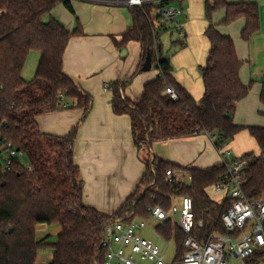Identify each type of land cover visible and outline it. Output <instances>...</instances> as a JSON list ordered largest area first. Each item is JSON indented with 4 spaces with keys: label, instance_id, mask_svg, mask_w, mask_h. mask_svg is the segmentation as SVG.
Returning <instances> with one entry per match:
<instances>
[{
    "label": "trees",
    "instance_id": "1",
    "mask_svg": "<svg viewBox=\"0 0 264 264\" xmlns=\"http://www.w3.org/2000/svg\"><path fill=\"white\" fill-rule=\"evenodd\" d=\"M174 1L148 2L130 8L131 25L120 41L115 42L123 47L131 40L138 41L141 55L136 72L142 71L148 51L152 67H157L159 72L144 85L136 101L123 95V87L129 80L111 83L112 111L129 116L137 147L201 132L216 133L220 142H229L246 129L256 140L259 153L241 155L248 160L243 171V191L247 198L255 199L264 191V126L234 123L236 105L248 94L249 85L240 79L241 61L233 40L216 29L212 15L225 8L224 23L244 17L241 37L248 40L260 27L258 5L204 0L208 22L204 34L210 47L201 69L203 95L196 101L172 77L170 58L162 51L160 35L174 27L171 22L160 20L159 10ZM58 3L73 11L70 0H0V139L21 149L32 168L28 171L18 159L6 171L0 166V264H36L38 251L43 246L53 251L48 264H99L100 242L108 223L128 221L134 216L148 218V205L168 209L174 197L183 195L191 197L195 220L202 221L197 231L199 237L212 230L224 233L221 215L228 207V199L218 202L207 192L225 171L222 163L201 169L149 156L136 191L119 209L105 213L83 202L82 180L73 158V145L93 99L63 71L67 44L72 36H79L83 31L80 24L69 30L54 17L45 19ZM175 43L180 44V41H173ZM31 51H38L39 59L34 77L25 80L22 71ZM167 85L176 90L178 100L164 94ZM259 98L264 105V72ZM68 101L83 110L77 124L63 136L41 132L37 117L66 107ZM168 169L188 170L191 182L168 184L164 179ZM39 224L58 227L54 242L48 241L49 235L37 238ZM156 231L165 240H174L173 260L182 259L184 235L180 229L167 220L156 226Z\"/></svg>",
    "mask_w": 264,
    "mask_h": 264
},
{
    "label": "crops",
    "instance_id": "2",
    "mask_svg": "<svg viewBox=\"0 0 264 264\" xmlns=\"http://www.w3.org/2000/svg\"><path fill=\"white\" fill-rule=\"evenodd\" d=\"M225 1L255 2L259 8V30L248 40L241 37L244 17L224 23L226 10L220 8L213 13L212 21L221 34L233 40L241 61L240 79L243 84L249 85L248 94L236 105L234 123L263 127L264 105L259 94L264 72V0ZM70 3L73 11L63 3H58L45 19L54 17L69 30L80 24L83 31L81 35L70 38L63 56V71L93 99L90 111L78 127L73 145V158L82 180L83 202L105 213L119 209L136 191L149 156L178 166L201 169L220 163L219 152L205 132L183 138L156 140L149 147L135 145L129 116L112 111L111 90L103 89L105 83L129 80L123 87V95L136 101L140 99L144 85L158 75L159 71L154 66L148 71L136 72L141 55L138 41L131 40L123 47L115 42L120 41L121 35L131 25V7L105 0H70ZM173 4L182 9L177 22L183 37L175 28L163 31L160 41L162 35L168 32H175L176 36L170 39V47L166 50L161 41L162 51L170 58L172 77L199 101L203 95L201 69L210 47L204 34L208 25L204 0H176ZM173 41H180V44H173ZM24 71L25 65L23 77ZM82 113V108L68 101L67 106L58 111L39 115L37 124L43 133L63 136L77 124ZM228 145L238 156L248 152L259 153L256 140L246 129L236 134Z\"/></svg>",
    "mask_w": 264,
    "mask_h": 264
},
{
    "label": "built area",
    "instance_id": "3",
    "mask_svg": "<svg viewBox=\"0 0 264 264\" xmlns=\"http://www.w3.org/2000/svg\"><path fill=\"white\" fill-rule=\"evenodd\" d=\"M100 1V0H87ZM164 0H105L129 7H140L145 3H161ZM160 20L171 22L183 37V31L177 20L182 15L180 6L168 3L159 10ZM104 91L111 90V83H105ZM164 94L172 100H178L176 90L167 85ZM220 155V163L225 171L213 185L215 193L228 199V207L221 215L224 233L207 231L202 237L198 229L201 220H195L193 202L188 195L179 196V204L174 201L168 209L161 205H148V218L134 216L128 221L114 220L103 231L100 248L102 257L99 264H231V259H239L242 264H264V191L255 199L246 197L243 186V171L248 160L236 155L228 141L220 142L218 134H209ZM18 159L28 171L31 165L25 159V153L11 142L0 139V166L6 171L14 160ZM168 184H188L192 176L185 169H168L164 174ZM171 220L183 233L182 259L165 261L164 252L151 239L140 233L147 222L156 226ZM40 264H48L42 260Z\"/></svg>",
    "mask_w": 264,
    "mask_h": 264
},
{
    "label": "rangeland",
    "instance_id": "4",
    "mask_svg": "<svg viewBox=\"0 0 264 264\" xmlns=\"http://www.w3.org/2000/svg\"><path fill=\"white\" fill-rule=\"evenodd\" d=\"M176 36L175 32H168L167 34H163L161 37V41L163 44V49L166 50L170 47V39H173ZM174 48H172L173 50ZM37 58V62H36ZM39 59V52L38 51H32L30 52L28 59L25 64V71H24V78L25 80H30L34 77L35 70L37 67ZM30 73V74H29ZM32 73V74H31ZM146 148V147H144ZM146 151V150H145ZM208 194L214 199V200H221V194H216L212 187L207 189ZM179 197L176 196L174 199V202L176 204H179ZM155 224L152 221L147 222L146 226L141 229L140 233L149 239L153 240L164 252L165 255V261L170 262L172 261L175 253V243L173 239L170 240H165L162 238L157 231L155 230ZM37 238H41L42 235H49L48 241L54 242L56 240V234L58 232V227L57 226H50V225H44V224H39L37 226ZM52 249L50 247L43 246L39 251H38V258L36 264H40L42 260H45L47 263H49L52 259ZM231 264H242V261L239 259H231Z\"/></svg>",
    "mask_w": 264,
    "mask_h": 264
},
{
    "label": "water",
    "instance_id": "5",
    "mask_svg": "<svg viewBox=\"0 0 264 264\" xmlns=\"http://www.w3.org/2000/svg\"><path fill=\"white\" fill-rule=\"evenodd\" d=\"M123 53L124 52L122 51V54ZM151 67H152L151 54L148 51L146 56H145L144 62L142 64V71H148L151 69Z\"/></svg>",
    "mask_w": 264,
    "mask_h": 264
}]
</instances>
